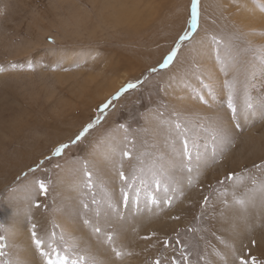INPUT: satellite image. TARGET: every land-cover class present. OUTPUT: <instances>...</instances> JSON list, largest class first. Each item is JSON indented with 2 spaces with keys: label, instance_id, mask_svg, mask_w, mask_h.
Listing matches in <instances>:
<instances>
[{
  "label": "rangeland",
  "instance_id": "1",
  "mask_svg": "<svg viewBox=\"0 0 264 264\" xmlns=\"http://www.w3.org/2000/svg\"><path fill=\"white\" fill-rule=\"evenodd\" d=\"M92 1L0 0V65L24 69L0 74V224L8 229L0 234L7 237L9 257L22 264H40L30 233H22L27 235L23 241L13 239L14 225L30 232V216L41 234L53 223L62 228L71 224L73 229L64 228L66 232L83 240L81 247L87 245L101 264H155L157 260L185 264L182 246L191 264H239L237 256L249 261L255 257L257 264H264V192L258 187L264 183V170L259 167L264 165V64L257 52L264 48V27L248 21L258 12L264 22V0H200V27L193 43L185 42L173 64L115 102V109L85 141L62 157L47 160L58 144L74 138L95 117L99 105L162 62L187 27L191 9V0H129L131 12L140 9L142 18L125 16L118 23L105 24ZM148 6L153 11L149 15L144 12ZM80 7L87 9L88 13L80 14L89 21L87 28L65 32L72 11ZM241 13H246L244 22L250 28H244ZM213 35L230 48L220 46V60ZM205 45L209 51L201 47ZM208 61L210 69L205 67ZM29 64L35 71L28 70ZM122 78L126 82L103 100V94ZM225 81H235V119ZM150 110L163 112L161 119L170 121L179 114L187 128L183 135L195 145L191 173L185 167L181 134L155 119L146 120L145 114L154 115ZM121 123L128 125L134 144L114 131ZM108 133L114 139H104ZM225 139L235 146L228 148L223 160L214 162ZM125 148L132 158L121 160ZM41 160L44 163L37 171L28 172ZM81 160H87L93 172L98 204L82 187ZM121 162L129 178L134 169H144L139 174L142 182L138 179L127 189L126 207L118 176ZM230 173L244 175L245 182L239 186L218 183ZM36 180L48 184L47 196L37 195ZM216 189L227 194L222 197ZM233 193L247 201L245 208L235 204ZM153 196L156 205L151 203ZM205 196L209 197L206 207ZM170 197H174L171 207L164 203ZM82 200L89 204L87 218L111 232L116 245L133 255L114 258L109 246L83 224ZM176 216L178 220L173 219ZM153 233L151 239H143ZM21 253L28 256L23 259Z\"/></svg>",
  "mask_w": 264,
  "mask_h": 264
},
{
  "label": "snow or ice",
  "instance_id": "2",
  "mask_svg": "<svg viewBox=\"0 0 264 264\" xmlns=\"http://www.w3.org/2000/svg\"><path fill=\"white\" fill-rule=\"evenodd\" d=\"M0 15H3V9H0ZM200 18H201V12H200V0H191V9H190V17L187 22V27L182 32V34L179 36V38L176 40L174 47L169 51V53L163 58L162 62L159 63L157 67H151L147 70L143 78L138 79L136 81H129L126 84H124L114 95H112L109 99H107L104 103L98 106L96 110V115L93 119H91L89 122L83 125L82 129L74 136V138L70 139L67 142H63L58 144L53 150L50 156L45 157L47 160H51L53 157L59 158L62 157L66 150L71 149L74 146L79 145L85 139L89 136V134L94 130L97 129L98 126H100L106 117L108 116L110 109H115L116 103L118 102L121 97H123L126 93H129L133 90L138 89L141 85H143L146 81L150 79L152 74H155L159 72L161 69H168L175 59L177 58L181 48L184 46L185 42H188L189 44L193 43V38L196 35V32L198 31L200 27ZM213 43L217 45V59L220 60L219 55V48L221 45H224L225 48H229L228 45H225V42L218 38L217 36L211 37ZM51 43H55L54 40L50 41ZM230 51V48H229ZM257 52L259 54V59L261 60V63L264 64V48L257 49ZM221 63L223 64V61L221 60ZM28 70L35 71V68L33 65L29 64ZM23 71L24 69L16 64H12L9 67H4L3 65H0V74L6 72V71ZM225 75H227V70L225 69ZM225 84L228 88V107L231 109L232 117L233 119L236 118V106L233 103V96L235 92V81H225ZM207 87V85H204ZM203 99V97H200ZM150 112L154 113L151 117L148 114H145V119H155L158 121L160 125L167 126L170 130H175L178 134H181L182 136V142H183V156L186 157L188 163L185 165L187 168V171L191 173L193 171V168L191 167V161H192V147H194V142L192 145H190L189 140L186 136L183 134L187 132V128L184 126V124L179 119V114H177V119L175 121L170 120H164L161 119L163 117V112H159V110H150ZM236 127H239V124L236 125ZM117 133H123V141L135 143L134 140L130 139L131 133L129 130V127L125 123L118 124L116 128L114 129ZM146 131V129H145ZM104 139H114L112 137L111 133H108V135ZM213 139H216L215 133H213ZM100 141V143H102ZM224 147L221 149V153L218 160H214V162H219L220 160H223L224 153L228 150L229 147H234L235 143L231 140L225 139L223 141ZM98 145L94 144L93 147H97ZM214 157L216 156L215 149L213 150ZM121 160L123 158H132V154L130 151H128L126 148L121 150L120 152ZM44 161L41 160L40 164L36 166V168H30L28 172H35L40 167V165H43ZM81 172L83 175L82 180V187L88 191V193L91 194V202L93 204H98L99 201L96 199V192L95 188L97 187L96 180L94 179L93 172L89 168V163L87 160H81ZM57 168L61 167L60 164L56 165ZM153 165V169H154ZM262 170H264V165L259 166ZM152 171V169H150ZM28 172L23 173L25 177H27ZM144 169H134L133 174L131 178L129 176L125 175V172L123 170V163L121 162L118 169V176L121 181V194H122V200L125 205L127 206L128 201V191L127 189L130 188L133 184L137 182L138 179L141 180L142 178L139 175L140 173H143ZM153 177H154V183L157 188L160 187V181L158 178H155V172L153 171ZM226 182H231L234 186L242 185L245 182V176L244 175H237L235 173H230L224 177L223 180H219L218 183L223 185ZM253 185H256L257 182L253 178L251 180ZM193 181L189 180V185H191ZM34 184L36 186L37 195H44L47 196L48 194V184L45 183L44 180H36L34 181ZM259 189L264 192V183H261L258 185ZM167 191V189H165ZM217 192H219L220 196H225L227 193L224 191H221L220 189H216ZM174 197H170L167 200L164 201L169 207L172 206ZM233 199L235 204L239 205L241 208H245L247 205V201L242 197H237L235 193H233ZM151 203L156 205L158 204V201L153 196L151 197ZM203 204L206 207L209 204V197L205 196L203 199ZM225 204H227V201H225ZM81 206L84 209L85 215L83 216V224L86 225L88 228L91 229V232L97 236L98 240L102 239L103 243H106L114 258L116 260H123L126 256H131L133 253L131 251L125 250L123 246L118 247L116 245V237L111 233L103 230L98 224L92 223L90 219L87 218V212L89 210V204L86 200L81 201ZM35 207L39 208L41 205L39 203H35ZM113 210L119 214L118 209H116L113 206ZM173 219H179V216L173 217ZM29 222H30V239L32 242V245L34 246L35 251L38 253L40 258V264H101V261H99L94 255L91 254L90 249L86 245L84 248L81 247L82 240L79 237L73 236L70 233L66 232L64 228H62L59 224L53 223L51 226V229L46 230L43 234H41L38 231V227L35 223H31V217L29 216ZM59 229V231H57ZM8 229L3 225L0 224V233L7 232ZM190 231H196V229H190ZM156 234L153 233L152 236H146L143 237V239H151ZM222 244L225 243L223 240L220 241ZM163 243L167 246L169 245V240L164 239ZM176 243H180L179 239L176 240ZM253 244H255V241H252ZM9 245L7 242V237L3 234H0V264H22V261L19 259H12L9 257L8 252L6 249H8ZM233 252H235V249L233 248ZM181 258L182 261L185 262V264H191V261L188 259V255L185 253V249L182 246L180 249ZM217 255H220V253H217ZM223 259V257H221ZM237 259L239 260V264H257V261L255 257H252L249 261L248 259H245L243 256H237ZM155 264H160V261L157 260ZM173 264H181V260H176L173 262Z\"/></svg>",
  "mask_w": 264,
  "mask_h": 264
},
{
  "label": "bare ground",
  "instance_id": "3",
  "mask_svg": "<svg viewBox=\"0 0 264 264\" xmlns=\"http://www.w3.org/2000/svg\"><path fill=\"white\" fill-rule=\"evenodd\" d=\"M64 1V0H63ZM134 1V0H133ZM129 0L127 1V2H124V0H93L92 1V3H93V6L95 7V8H97V12H98V18H101V19H103L104 21H105V24L106 23H111V22H116V20H117V23L119 22V21H121L122 20V18H124L125 16H127V18H129L130 20L131 19H141L142 17H141V11H140V9H135V8H133V10H132V12H131V10L129 9ZM133 3H136L135 1L133 2ZM131 4V3H130ZM148 4V3H147ZM134 5V4H133ZM138 5V4H137ZM136 5V6H137ZM149 6H151V5H149ZM148 6V8L147 7H144V8H147V10L146 11H144V12H147V15H149L150 13H153V11L150 9V7ZM93 7V8H94ZM79 8V7H78ZM138 8V7H137ZM135 9V10H134ZM73 10V9H72ZM76 11H72V13L74 14H71L70 15V17H71V21H69L70 23H68V25L65 27V32L67 31V33H70V32H72V33H75L77 30L78 31H80V30H82V28L84 27V29H85V27L87 28V21L84 19V17L83 18H81V16H80V14H82V13H88L87 12V9H85V8H83V7H80V9H79V11H77V9H75ZM129 10H130V12H131V14H130V12H129ZM145 10V9H144ZM91 11V10H90ZM76 13V14H75ZM154 13H156V11L154 12ZM256 13V12H255ZM90 14V13H89ZM242 14V22H243V24H244V28H250L251 27V25H257V23H262L263 24V27H264V22H262V20H260L259 18H260V16H259V14H258V12L256 13V14H254V15H251L250 17H251V19H250V17H249V14L247 15L248 17H249V19H248V21L251 23V25L250 24H247V22L245 23L244 22V20H245V18H247L246 16H245V14H243V13H241ZM158 15V14H157ZM67 16H69V15H67ZM87 16V19L89 18L90 19V17L91 16H89V15H86ZM89 16V17H88ZM244 17V18H243ZM64 18V17H63ZM86 18V17H85ZM67 19V18H66ZM97 19V18H96ZM65 20V19H64ZM142 21V20H141ZM89 22V21H88ZM90 22H91V20H90ZM129 25H131L130 23H128ZM90 25V24H89ZM117 25V24H116ZM133 25V24H132ZM64 26V25H63ZM130 27V26H129ZM136 27V26H135ZM97 29V28H96ZM95 29V30H96ZM138 29H139V27H138ZM240 29V28H239ZM134 30H135V28H134ZM63 32V31H62ZM64 33V32H63ZM71 33V34H72ZM79 33V32H78ZM70 34V35H71ZM81 34V33H80ZM79 34V35H80ZM72 35H74V34H72ZM78 35V36H79ZM69 36V35H68ZM77 36V35H76ZM57 39V38H56ZM66 39V38H65ZM58 40V39H57ZM206 42V41H205ZM208 43H206V45H207ZM201 46V47H204V49L203 48H201L200 50H204V51H209V46ZM210 45V44H209ZM205 53V52H204ZM209 53V52H208ZM201 54V53H200ZM199 54V55H200ZM207 58H209V57H207ZM209 62V61H208ZM178 62L176 61L175 62V65L177 64ZM204 64V63H203ZM205 64H206V62H205ZM174 65V66H175ZM210 66H212V64H210V62L209 63H207V65H205V67L207 68V69H210ZM212 68V67H211ZM171 69V68H170ZM99 79V78H98ZM87 80V79H86ZM85 81V80H84ZM89 81V80H88ZM87 81V82H88ZM106 81V80H105ZM104 81V82H105ZM119 82H115V84L111 87V89H108L103 95H104V97H103V100H105V99H107L117 88H118V86H121L124 82H126V79L125 78H122V79H120V80H118ZM87 84V83H86ZM86 87V86H85ZM110 87V86H109ZM85 89H87V88H85ZM85 92L87 93V91L85 90ZM88 92H90L89 90H88ZM86 93H84L85 95H87ZM82 95V94H81ZM232 209V208H231ZM226 210V209H225ZM221 214V213H220ZM229 214V213H228ZM231 215V214H230ZM230 215H228V216H230ZM221 216V215H220ZM232 216V215H231ZM166 217V216H165ZM222 217H220V219H221ZM225 218V217H224ZM227 218V217H226ZM225 218V219H226ZM258 219V218H257ZM221 222H223V221H221ZM18 223V222H17ZM225 224V223H224ZM221 225H223V224H221ZM15 227L16 226H18V225H14ZM13 228L12 230L13 231H15L16 233H13V231H12V233L13 234H16V237L15 238H13L14 240H15V242L17 241V240H22V238H23V236L25 235H23L22 233H30V232H27V231H25V230H23L22 231V228H20V226H18V227H16V228ZM68 232H71V230L73 229V227H72V225L70 224L69 226L67 225V226H65L64 227ZM231 229V228H230ZM232 230V229H231ZM227 231V230H226ZM233 231V230H232ZM11 233V235H12V237H14V235ZM226 233V232H225ZM227 234V233H226ZM229 234V233H228ZM10 235V236H11ZM230 235V234H229ZM25 236H27V235H25ZM12 237H10V240L12 239ZM25 238V237H24ZM14 240H12V241H14ZM23 241V240H22ZM83 241V240H82ZM19 242V241H18ZM18 245V244H17ZM24 246V245H23ZM26 251V250H25ZM17 253H19V252H17ZM26 253V252H25ZM32 254V253H31ZM18 256L20 255V254H17ZM27 256H28V254H27ZM26 255H22V253H21V256H19V257H23V259H24V257H27ZM16 257V256H15ZM29 258V257H28ZM32 258V257H31ZM33 259V258H32ZM31 259V260H32ZM36 260V259H35ZM223 260H225V259H223ZM30 261V260H29ZM28 261V262H29ZM215 261V260H214ZM27 263V262H26ZM31 263V262H30ZM34 263V262H33ZM38 264V263H37Z\"/></svg>",
  "mask_w": 264,
  "mask_h": 264
}]
</instances>
